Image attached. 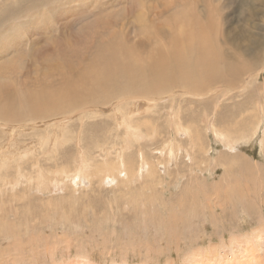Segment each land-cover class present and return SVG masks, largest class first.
<instances>
[{"label":"rangeland","instance_id":"1","mask_svg":"<svg viewBox=\"0 0 264 264\" xmlns=\"http://www.w3.org/2000/svg\"><path fill=\"white\" fill-rule=\"evenodd\" d=\"M167 1L170 0H0V45L9 41L13 43L11 47L10 43L9 46L7 44L8 55L0 54V60L7 56L14 57V61L19 59L17 64L21 63L17 65L15 76L10 73L7 81L0 78V85L4 84L3 80L7 86L17 84L18 87L10 88L25 95V99L18 96L16 103L13 102L17 107H35V99L39 98L41 91L44 95L51 89L50 92L62 89L61 85L53 89L51 85L42 86L41 83L24 86L28 82L24 72L46 62L52 55L57 62L69 59L68 56L74 52L65 50L69 43L73 46L78 43L79 53H82L78 58H83L84 64L81 60L77 61L75 70L95 74L107 72L120 84L129 82V78L135 80L137 77L138 80L143 75L141 71L138 74V66H146L176 49L173 47L176 37L155 36L159 29L167 28L175 16L206 29L211 41L208 55L199 54L201 66L198 64L193 81L195 84L204 82L209 85L208 88L213 86V90H220L214 92L217 95L212 93L197 97L191 93H174L175 96L169 92L156 96L158 102L136 99L134 102L118 103L117 97H113L109 102L115 104L108 102L100 105L99 114L90 112L85 117L80 113L81 109H69L72 113L66 111L30 122L0 121V231L4 226L13 228L20 225L22 229L29 227L33 235L44 236V243L39 249L49 257L47 261L39 260L38 264H53L52 253L57 264H141L145 260L182 264L189 252L211 245L220 257L225 250L229 252L228 243L232 236L249 234L251 240L255 230L264 227V204L253 201L255 197L264 195V1L183 0L181 6L176 3L166 5ZM99 20L103 21V26L96 33L97 41L107 46L97 51L92 42L96 39H92L94 33L91 38L93 46L85 48L81 40L92 32V23ZM140 25L149 27L152 36L147 37L149 31L143 35L138 28ZM87 28L90 29L88 32ZM106 37L111 45L115 41L124 44L122 47L126 55L116 57L108 54L116 48L110 47ZM223 39L224 42L220 41ZM144 41L147 42L146 49L135 50V54L127 52L128 46L138 48L137 44ZM194 50L192 45H188L182 53L195 57ZM219 50L221 53H216ZM217 58L229 64L219 60L222 64L218 67ZM137 60L142 61L138 66L134 63ZM203 61H207L208 68L209 64H217L219 70L213 66L207 69ZM226 67L229 69L226 70ZM201 72L202 81L199 79ZM205 72L208 78L212 73L209 78L212 85L207 82L208 78L204 79ZM123 73L126 76L123 75V82H119ZM215 77L217 85H213L215 81L212 78L216 80ZM34 86L44 89L37 87L40 91H36ZM48 87L51 88L47 92ZM29 88L33 90L29 91ZM32 92L35 94L31 95ZM28 98L34 101L31 103ZM132 110H135L131 113L133 118L128 115ZM81 117H84L83 120ZM58 118L63 121L55 122ZM123 118H132L137 124H142L138 135H144L132 141L133 134L126 131ZM179 121L182 126L191 127L190 131L201 143L200 150L190 144L192 141H189L185 129H176ZM239 131L249 134L247 139L235 138L234 141L227 136V133ZM170 140L174 142L171 143L173 152L164 151ZM124 141H127L126 144ZM121 149H124L123 158L119 157ZM141 153L147 155L146 161L155 163V176L146 175V170H143L139 177L128 180L129 167L124 162L131 158V164H137L138 169L142 165V160H139ZM238 156L243 158L249 169L243 170L236 161H232L235 158L238 160ZM116 162L120 163L124 173L120 169V172L115 170L119 173L113 177L106 170L108 164ZM140 171L141 168L138 173ZM239 200L252 201L254 211H235L237 206L234 205ZM182 210L184 214L191 210L201 214L194 218L197 228L193 232L183 231L182 219L174 217V213ZM220 214L225 216V222ZM259 214L261 216L256 217ZM179 229L183 232L180 237L182 244L166 239L170 233L176 235ZM8 241L0 235V248L9 245ZM147 243L150 244L149 249L145 245ZM169 245L174 248L170 251L174 252L173 256L166 251ZM17 256L18 253L13 255ZM23 260L26 258L19 259ZM21 264L27 263L23 261Z\"/></svg>","mask_w":264,"mask_h":264},{"label":"bare ground","instance_id":"2","mask_svg":"<svg viewBox=\"0 0 264 264\" xmlns=\"http://www.w3.org/2000/svg\"><path fill=\"white\" fill-rule=\"evenodd\" d=\"M182 1L183 0H170V1H167V4L166 5H169L170 3L171 4L172 3H176L177 6H178V4H180V6H181ZM261 1H264V0H261ZM164 12H165V10H164ZM104 17H106V16H104ZM129 22H131V21H129ZM107 24L109 25V23H107ZM101 26H103V21H100L99 20V21H96L94 24L92 23V32L91 33L89 32V34L84 39L81 40V43H82V45L85 48L86 47L89 48V47H91V45L93 46L92 42L95 44V46H97V48H96L97 51H101L104 48V46H107V45H104V42L97 41V36H96L97 34L96 33L99 31V29H100ZM90 27H91V24H90ZM216 27H218V26H216ZM216 27H215V29H217ZM138 28L141 29V30L140 29L139 30L143 33V35L149 31V27L148 28H144V27H142L140 25ZM138 28H136V29H138ZM110 29H111V27H110ZM131 29H132V27H131ZM245 29H243V30H245ZM89 30L87 28V32ZM134 30H132V31H134ZM102 31H104V30H102ZM213 32H215V31H213ZM229 32H231V31H229ZM94 33H95V35H94ZM114 33H112V36H113ZM149 33H150V31H149ZM84 34H85V30H84ZM93 35H94V37L92 38ZM170 35L176 37L175 38L176 39V42L173 45V47L176 48V49H174L169 54H163V55L159 56L157 59H155L154 61H152L150 64L148 63V65H146V66H142V65H141L142 67L141 66H138L139 64L142 63V61H139V60L135 61L134 63H136V65L139 67L137 69L138 74H139V71H141L143 73V75H141L138 80H137V77H136L135 80L129 78L130 81L129 82H126L124 84L118 83L117 79L114 78V77H111L110 75H108L107 72H97L95 74V73H92L90 71L83 72L82 70H75L76 67H74V64L77 66V64H76L77 61L81 60V63L84 64L83 58H78L79 57V54H82V53H79V50H80L79 48L80 47L78 48V46H79L78 43L75 46H73L72 43H69V44L67 43L69 45V47H68V49H66L67 48L66 47L65 50L74 51L73 52V55L70 54L68 56L69 59H63V60L57 62V61H55L54 55H52L50 57V59H48L46 62L40 63L34 69L32 68L31 70H27V71L24 72L25 78L28 81V82L24 83V86L32 87V83L33 84H36V85L38 83H41L42 86H44V85H51L53 89H57L56 85L57 86H60L61 85V88H62V89L60 88L61 90L57 89L55 91L50 92L52 89L49 91V88H51V87H48V90L46 88L45 91H47V92L49 91V93L44 94V95H43V93L41 91V93H40V96L41 97L38 96L39 93L37 94V96L39 98H36L35 99V97H32V98L35 99L36 106L34 107V105L33 106L31 105L30 108L27 107V106L17 107L13 103V102L16 103V98L18 96H20L22 99H25V95L24 94L23 95L22 94H18L17 93V90H14V89H11L10 88L11 86L18 87L17 84L15 85V83H14L15 81L13 82V80H12V82L14 84H9V81H8L7 83L9 84V86L5 85L6 83L3 82V81L5 79H6V81L8 80L7 77L10 76V73H11L12 77L15 76V72L18 69V66L17 65H19L16 62H18L19 59L16 60V61H14V57L7 58V56H5L6 57L5 59L0 60V78L4 79L2 81V83H4V84H2L3 86L0 85V121H8V122L10 121L11 122V120H16L18 122V121H21L22 120V121H25V122L26 121H29L30 122L32 120H37L39 118H46V117H50L51 115L62 114V113H65L66 111H70L69 109H75V110L76 109H81L80 111H82V112L78 111V114L80 112L85 117V116H87L86 114L87 113H90V112H93L94 114H99L101 112V109H102V108H100V105L107 104L109 102V99H111L113 97H117L118 103H125V102L127 103L129 101H133L134 102V100H136V99H146V100L148 99V101L149 100L150 101L151 100H154V101H157L158 102L159 99L156 96L161 95V94H164V93H169V92L173 93V95H175V96H176V94H174V93H181V92H182V94L191 93L192 95H196V97L197 96H201V95L202 96L209 95V94H212L214 92L217 93L218 91L220 92V90H217V91L216 90H213L212 89L213 86H211L212 88L209 87L210 88L209 89L208 88L209 85L206 84V83H204V82H201V84H202L201 85L200 82H199V84L198 83L195 84V81H193L194 80L193 79L194 78V75H195V73L198 70L197 67H198V64H199V54L202 55V53H203V54L208 55L207 54V48H208V46H209V44H210L211 41H210L209 36H207L206 29L204 27H202V26H198V24L191 23V22H189L187 20H181V18L179 16H175V18H173V20L168 24V27L167 28L162 27L161 30L159 29L155 33V36H160L162 38L168 37ZM228 35H230V34H228ZM80 36L83 37L81 34H80ZM135 36L137 37V35H135ZM151 36H152L151 33L149 35H147V37H151ZM216 36H217L216 38H218V34H216ZM107 37H109V36H107ZM132 37H134V36H132ZM219 37H220V35H219ZM91 38L92 39L96 38V39L92 40V42H91ZM100 38H99V40H100ZM17 39H18V37H17ZM105 40L108 41V38L105 39ZM213 40H215V42H216V39H213ZM224 40L225 39L220 40V41L224 42ZM108 42L110 43V41H108ZM9 43H10V41H9ZM9 43H6L5 45L4 44L3 45H0V54L5 53L4 55H8V54H6V50H7L6 49V46H7V44L9 46ZM29 43H31V42L29 41ZM12 44L10 45V47L13 46ZM67 44H66V46H67ZM137 45H139L138 48H133V45L132 46H128L127 47V52L128 53H131V54H135V50H144V49L147 48V42L146 41L141 42L140 44H137ZM188 45L189 46L192 45L194 47V49H195L194 50V53L197 56V57L195 56L196 58L193 57V56H191V55H189L188 53H182L184 51V49ZM122 46H124V44L121 45V43H119L118 41L113 42L112 45L110 43V47L111 48H116L117 50L116 49L114 51L111 50V51L108 52V54H112V55H114L116 57L117 56L124 57L126 55V50ZM216 46H217V44H216ZM222 46L225 47V45H222ZM236 46H238V44ZM180 47H182V48L181 49H178ZM213 48L215 49L214 46H213ZM150 49H152V48H150ZM85 51H87V50H85ZM216 53L219 54L221 52L219 50V52L217 51ZM68 54H66V55H68ZM103 54H101V55H103ZM137 54H141V53H137ZM206 55H205V57H206V60H207V56ZM55 56H57V55H55ZM17 57H19V56L17 55ZM89 57H93V56H89ZM230 58H231V56H230ZM27 59H28V56H27ZM210 59H211V55L209 56V60ZM222 59H223V57H222ZM222 59H219V58H217V60L215 59V62L218 61V63H219L218 64V67L221 66L220 65L221 62H219V60L220 61H223L224 59L223 60ZM225 60H227V59L225 58ZM85 61H87V60H85ZM88 61H89V59H88ZM91 61H93V60H91ZM103 61H105V60H103ZM213 61H214V59H213ZM205 62H206V68L207 69H210L213 66V68L216 67L215 69H218L219 70V68L216 66L217 64L213 63L215 66L213 64H209L210 65L209 66L210 68H208L207 61H205ZM205 62L203 61L204 64H205ZM223 62H225V61H223ZM226 62H227V64H229L228 61H226ZM226 62H225V64H226ZM233 62H232V64H234ZM20 65H21V63H20ZM199 66H201V65L199 64ZM230 67H231V64H230ZM20 69H21V72H22L23 67L20 68ZM81 69H83V67H81ZM220 69H223V68L220 67ZM224 69H225V67H224ZM227 69H229V68L226 67V70ZM218 70H216V71H218ZM239 72L237 71V73H239ZM130 73H132V72H130ZM202 73L203 72H201V74H199L201 76L199 78L200 80L202 79V76H203ZM216 74H218V73L216 72ZM36 75H38L37 78H36ZM123 75L126 76V73L121 74V79L119 80V82H123ZM204 75H206V72L204 73ZM218 75L220 76V73ZM209 76H210L209 78H211L212 77V73ZM128 77H129V75H128ZM220 77H222V76H220ZM223 77H224V79L226 78V79L229 80L228 76L226 77V76L223 75ZM207 78H208V76L206 75L204 77V79L207 80ZM209 78L207 80L208 83H209V80L211 81V79H209ZM11 79H10V82H11ZM215 79H216V77H215ZM219 79H222V78H219ZM192 81L194 83H192ZM212 81H215L214 82L215 84H213V85H217L216 84L217 79L216 80H213V78H212ZM220 82H221V80H220ZM81 83H83L84 85L82 86ZM203 83L206 84V87H205V85H203ZM19 85H20V83H19ZM210 85H212V84H210ZM20 86H21V88L23 87L22 85H20ZM241 86H242V84H241ZM243 86H245V85H243ZM37 87L40 88L41 86H36L35 87L36 88V91H37V89H38V91H40L41 88H42L41 87L40 90H39V88H37ZM42 89H44V87ZM176 89H179L180 91L178 92V90H176ZM214 89H215V87H214ZM19 90H21V89H19ZM30 90L32 91L33 88L32 89L29 88V91ZM174 90H176V91H174ZM16 93H17V96H15ZM216 93H214V94H216ZM32 94H35V92H32L31 95ZM29 99L30 98H28V100ZM54 99H55V102H54ZM52 100H53V102L52 103H49ZM29 101L30 102L31 101L33 102L34 100H29ZM109 103L115 104L113 102H109ZM10 104H12V105H10ZM259 105L261 106V104H259ZM115 106H117V105H115ZM134 111L135 110H132L131 112H129V113L127 112V113H128V115H130V117H132L131 116V113H134ZM69 115H71V114H69ZM63 116H66V114L63 115ZM127 116H124L123 115V117H127ZM257 116H258V114H257ZM57 117H59V116H55L54 118H57ZM84 117H81V119L83 120ZM132 118L131 119H125V118H123V119L126 120V121L124 120L123 123L125 124V126L127 125L126 131L129 134H133L134 136H136L135 138H133L134 136L132 135L133 136L132 137L130 135L131 136V139L133 141L137 137L141 136L143 133H141L140 135H138L139 134V131H140V126H142V124L141 125L137 124L136 121L134 119H132ZM60 119L61 118L55 119V122H61V121H63V120H60ZM64 120H66V119L64 118ZM147 123H145V124H147ZM175 123H177V122H175ZM180 123H181L180 121L177 123L176 129L177 130L185 129L187 131L186 134H188V136H189V139H190L189 141H192L190 144H192L193 146L195 145L198 148V150H200L201 149V143L197 140L198 137H195L196 135L194 134L195 135L194 136L193 133L190 131L191 130L190 129L191 127H189V125L182 126ZM17 126H19V125H17ZM153 129H154V127H153ZM156 129H157V127H156ZM242 130L244 131V129H242ZM220 131L222 132V130H220ZM223 131H226V130H223ZM243 131H239L237 133H227L228 134L227 136H229L231 139H234V141H235V138H237V139L239 138V139L245 140V139H247L246 136L249 135V134H247V133H245ZM195 132L197 133V131H195ZM145 134H146V132H145ZM161 135H162V133H161ZM55 136H56V134H55ZM80 136H81V134H80ZM222 136H223V134H222ZM54 137H52V138H54ZM191 137L193 138V140L191 139ZM224 137H226V136H224ZM123 139H124V137H123ZM52 141H53V139H52ZM126 142H125V144H126ZM172 142H171V140L169 141V143H168L167 147L164 149V151L167 150V151L173 152V148H172L173 147V144H171ZM51 143H53V142H51ZM175 144H176V146L178 148L180 147V144L178 143V141ZM164 146H166V144H164ZM140 147L141 146H139V149H138L139 151L141 150ZM41 148H43V146ZM131 148H133V147H131ZM127 149L128 148H126V150ZM6 151H8V150H6ZM141 152H143V151H141ZM205 152L207 153L208 151L205 150ZM29 153H31V152H29ZM106 153H105V155H107ZM119 153H120L119 154V157H122V155L124 153V149H121L119 151ZM24 156H25V154H24ZM145 156L147 157V155H145L144 153L143 154L141 153V156H140V159H139V160H142V165L139 167V168H141L140 173H138V169L139 168L138 169L136 168L137 167V164L136 165L135 164H131V161H130V160H132L131 158L130 159H127V162H124V160H123V162L126 164V166H128L130 168V169L129 168L127 169V176H128L127 179L128 180H130V179H132L134 177H139L141 175V173L143 172V170H146V175L155 176L154 173H155L156 165H155V163H152L153 161L152 162H150L149 160L146 161L147 158ZM234 156H236V155H234ZM126 158H127V156H126ZM242 159H243L242 157H239L238 156V160H237V158H235L232 161H236V163H238L240 165V168L243 169V170L244 169L245 170L246 169H249L248 168V164L245 163V161H243ZM84 162H85V160H84ZM84 162H82V163H84ZM34 164H36V163L34 162ZM121 164H123V163H121ZM95 166L98 167L97 164ZM85 167H87V166H85ZM100 167H104V165L101 166V164H100ZM107 167H108V169L106 171H110L109 175L111 174L113 177L116 176L120 172V170H121L120 169V163H118V162H116V163H110V164H108ZM87 168H86V170H87ZM135 168H136V170H135ZM89 169H91V167ZM67 170H68V168H67ZM76 170H77V168H76ZM95 170H93V171L95 172ZM98 170L99 169H97V172H98ZM115 170H119V172L116 173ZM256 170H259V168L258 169H254V171H256ZM247 171H250V170H247ZM251 171H252V169H251ZM18 172H20V171H18ZM77 172H78V170H77ZM258 172H260V171H258ZM102 173H103V171H102ZM136 173H138L137 176H136ZM87 174L88 173H86V175ZM109 175L107 177H109ZM65 176H67V175H65ZM79 176H81V175L79 174ZM119 176H120V174H119ZM20 177H21V175H20ZM11 181H13V180H11ZM247 198H248V196H247ZM227 201L228 202H231L232 199H227ZM253 201L255 203H257V204L263 205L264 204V195H259V197H255V200L253 199ZM234 206H237L235 208V211L238 212V210H240L243 213H246V212L250 211V209L252 211H254V209H255L254 203L252 201H247V200H245L244 202L242 200H239L238 201V204L237 205L235 204ZM220 215H221V217L223 218V220L225 222V216H223V214H220ZM200 216H201V214H199L198 212H194L192 210L191 211H188L187 214H184L183 213V210L181 212H179V213H174V217L177 220H181L182 219V221H183V226H182L183 227L182 228L183 231H192L193 232V229L194 228H197L196 222H193L194 221V218L200 217ZM258 216L260 217L261 214L257 215L256 217H258ZM204 221H205V219H204ZM4 222H5V220H4ZM3 225H5V224H3ZM15 226L13 228H8V227H5L4 226L3 227V230L0 231V235H2L3 237H5L6 240H9L8 241V244L9 245H7L5 247L3 246V247L0 248V264H21V262H23V261H26L27 264H38L39 260H41V261H47L46 259H48L49 255L46 253L48 256L47 255L45 256L44 255L45 252L40 251V249H39L40 246L43 245L42 243H44V239H43L44 236H42V235H33V231L29 227H26V228H23L22 229V228L19 227L20 225L18 227H15ZM29 230H30V232H29ZM182 233L183 232L181 231V229H179V230L176 231V235L177 236L174 235L173 233H170V234L167 235L168 238H166V239L167 240L168 239L171 240V242L174 241L175 244L178 242V244L180 245V244H182V242L180 240V237H181ZM232 235H234V234H232ZM161 237H164V236H161ZM46 243H48V242L46 241ZM168 243H167V245H168ZM4 244H6V243H4ZM135 244L133 245V247L135 246ZM46 245H49V243L46 244ZM145 245L148 246V249H149L150 244L147 243ZM167 245H165V246H167ZM146 246L144 247L145 249L147 248ZM51 247L53 248L54 246H51ZM228 247H229V252L225 250L220 257H218V255L214 252L215 251V247L213 245H211L209 247H206V248L205 247L204 248H196L194 251L188 253V255L185 257V259L182 262V264H264V227H259L257 229V231L255 230L254 239H251V240H250V235L249 234H244L242 236H236V235L232 236V238L230 239V242L228 243ZM44 248H45V246H44ZM134 248H136V247H134ZM141 248H143V246ZM261 249L263 250L262 253H261ZM11 250H13L15 252L14 253L13 252H8V251H11ZM150 250H151V248H150ZM172 250H174V248L173 247L170 248V245L166 249L167 253H169L171 256L174 255V252L170 253V251H172ZM51 251H53V250L51 249ZM257 252H258V254H257ZM17 253H18V256L17 257H13V255H16ZM48 253H49V251H48ZM52 254L53 255L51 256V260L53 261V264H57L56 263V261H57L56 256H55L54 253H52ZM19 256H21V257H19ZM24 257L26 258V260L19 261V259L21 260V258H24ZM10 258H12V259H10ZM172 262H175V261L172 260ZM82 263H84V262L82 261ZM141 264H160V263L158 261L156 263L155 262L154 263H151V262H148V261L145 260L144 262H141Z\"/></svg>","mask_w":264,"mask_h":264}]
</instances>
